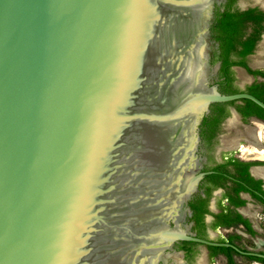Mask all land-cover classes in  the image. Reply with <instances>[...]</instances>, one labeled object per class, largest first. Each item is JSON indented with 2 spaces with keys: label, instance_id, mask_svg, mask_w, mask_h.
I'll use <instances>...</instances> for the list:
<instances>
[{
  "label": "water",
  "instance_id": "1",
  "mask_svg": "<svg viewBox=\"0 0 264 264\" xmlns=\"http://www.w3.org/2000/svg\"><path fill=\"white\" fill-rule=\"evenodd\" d=\"M224 2L0 0V264H180L175 242L218 245L182 227L200 125L213 104L264 109L214 84Z\"/></svg>",
  "mask_w": 264,
  "mask_h": 264
},
{
  "label": "flooded vegetation",
  "instance_id": "2",
  "mask_svg": "<svg viewBox=\"0 0 264 264\" xmlns=\"http://www.w3.org/2000/svg\"><path fill=\"white\" fill-rule=\"evenodd\" d=\"M227 6V0L221 6L216 5L211 26L214 44L210 63L219 64L214 84L221 92L224 85L230 83L238 93H250L249 88L260 83V79L255 73H250L251 68L246 61L247 68L232 65L227 74L222 71V59L214 62L221 55V45L215 38L213 27L217 15L224 13ZM252 8L262 11L260 7ZM230 60L237 62L242 59L232 54ZM236 68H242L253 76L254 83L246 89L241 88L237 83ZM236 102L231 105L213 104L200 125V172L206 174L189 198L182 220V227L188 230L190 236L218 245L177 241L173 250L181 254L180 264H202L208 261L217 264H264V177L257 172L264 168V161L250 155L243 158L244 155L235 152L240 148L241 141L245 142L242 147L245 148L249 130L255 122L264 125L253 119L264 121V114L254 113V108L247 107L245 102ZM246 111L251 113L247 115ZM233 119L242 122L245 135L240 134L234 140V145L226 146L222 138L225 130L232 127ZM247 121L251 122L248 127L243 123Z\"/></svg>",
  "mask_w": 264,
  "mask_h": 264
},
{
  "label": "trees",
  "instance_id": "3",
  "mask_svg": "<svg viewBox=\"0 0 264 264\" xmlns=\"http://www.w3.org/2000/svg\"><path fill=\"white\" fill-rule=\"evenodd\" d=\"M228 6L224 13L218 14L216 23L213 27L216 33L215 38L220 42L221 55L214 59V62L222 59L223 66L222 71L227 74L232 65H240L245 68V58L251 55L259 41L262 31H264V11L258 8H248L241 10L235 7L238 0H227ZM232 54H236L242 60L237 62H231L230 57ZM250 73H255L258 76L264 77V72H253L249 69ZM225 94L238 93L233 89L230 83L224 85L222 90ZM250 94L256 96L264 102V83L260 82L252 85L249 88ZM241 102H245L247 107H253L256 114H264V109L256 105L250 100L243 99ZM230 102L227 104H233ZM216 105V104H215ZM251 112L246 111V114Z\"/></svg>",
  "mask_w": 264,
  "mask_h": 264
},
{
  "label": "rangeland",
  "instance_id": "4",
  "mask_svg": "<svg viewBox=\"0 0 264 264\" xmlns=\"http://www.w3.org/2000/svg\"><path fill=\"white\" fill-rule=\"evenodd\" d=\"M235 7L241 10H246L252 7H260L264 11V7L257 0H238ZM263 41H264V31H262L260 35L259 41L255 47L254 52L251 55H249L247 58H245V61L247 65L249 66V68H251L252 70H258L261 72H264V65H263L264 57L259 54V49L263 45ZM235 73L237 75V83L239 86H241V88L246 89L251 84L254 83L255 78L253 76H250V74L247 73L244 69L236 68ZM258 77L260 78L262 77L261 79H264L263 76H258ZM261 79H260V82L263 81ZM233 121L231 122L233 123L232 127L231 128L228 127V129L225 130V134H224L225 136L222 138L223 140L222 143L226 146L234 145V140L236 139V137H239L240 134L245 135V130L241 126L242 122L236 121L234 119ZM243 123L247 124V127L251 125L250 121L243 122ZM244 145H245V142L241 141L240 148L235 150V152L241 155V148ZM245 157H249V155H244L243 158ZM202 264H217V263L208 261L206 263L203 262Z\"/></svg>",
  "mask_w": 264,
  "mask_h": 264
},
{
  "label": "bare ground",
  "instance_id": "5",
  "mask_svg": "<svg viewBox=\"0 0 264 264\" xmlns=\"http://www.w3.org/2000/svg\"><path fill=\"white\" fill-rule=\"evenodd\" d=\"M257 1L264 7V0ZM259 54L264 57V41L263 45L259 49ZM253 119L262 122L259 119ZM253 126L254 127L249 130V134L246 139L247 145L245 148H241V154L255 156L256 158H260L261 161H264V125L259 122H255ZM257 172L264 177V168L259 169Z\"/></svg>",
  "mask_w": 264,
  "mask_h": 264
}]
</instances>
